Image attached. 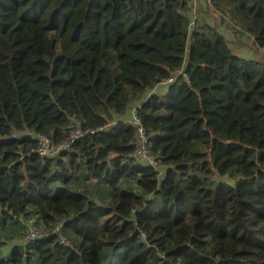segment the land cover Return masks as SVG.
Instances as JSON below:
<instances>
[{
    "label": "trees",
    "instance_id": "obj_1",
    "mask_svg": "<svg viewBox=\"0 0 264 264\" xmlns=\"http://www.w3.org/2000/svg\"><path fill=\"white\" fill-rule=\"evenodd\" d=\"M205 1L0 0V264H264V0Z\"/></svg>",
    "mask_w": 264,
    "mask_h": 264
},
{
    "label": "built area",
    "instance_id": "obj_2",
    "mask_svg": "<svg viewBox=\"0 0 264 264\" xmlns=\"http://www.w3.org/2000/svg\"><path fill=\"white\" fill-rule=\"evenodd\" d=\"M191 5L196 13V11H200L202 8L205 10L207 2L205 0H190ZM203 10V11H204ZM196 22L193 23V27ZM176 77L171 78L168 81H165L162 85H168L175 81ZM131 118L129 121L133 123L137 128V143L135 146L134 153L132 156L139 161V163L145 165H151L153 167H158L159 163L151 157L149 150V137L147 135L146 130L140 123V120L135 114V111L131 112ZM85 133L80 128H76L75 131L70 135L69 139L63 141L60 144H56L53 139L40 134L32 129H26L22 132L16 133L14 135V139L19 140L24 137L32 138L37 141L38 149L37 152L43 156L48 158H56L61 152L70 150L73 144L81 138ZM27 227V233L25 235V241L31 242L36 241L42 238L45 235H53L58 238V241L64 245H69L70 243L65 239L63 234V222H59L51 232H45L39 225V219L37 216L30 217L29 219L24 220L23 222ZM142 238L144 240L147 239L146 234H142Z\"/></svg>",
    "mask_w": 264,
    "mask_h": 264
},
{
    "label": "rangeland",
    "instance_id": "obj_3",
    "mask_svg": "<svg viewBox=\"0 0 264 264\" xmlns=\"http://www.w3.org/2000/svg\"><path fill=\"white\" fill-rule=\"evenodd\" d=\"M191 27H193V26H191ZM227 28H229L227 25H224V26H223V30H224V31H226ZM239 38H240V39H243L242 36H240V35H239ZM242 41H245L246 43H250V42L247 41V38H246V37H245ZM243 50H245V49H243ZM245 52H247V50H245ZM247 53H249V52H247ZM249 54H251V53H249ZM245 55H246V54H245ZM3 251H4V253L7 252L6 249H4Z\"/></svg>",
    "mask_w": 264,
    "mask_h": 264
},
{
    "label": "crops",
    "instance_id": "obj_4",
    "mask_svg": "<svg viewBox=\"0 0 264 264\" xmlns=\"http://www.w3.org/2000/svg\"><path fill=\"white\" fill-rule=\"evenodd\" d=\"M247 38V37H246ZM243 39H244V37H243ZM249 39H247V41H248ZM164 85H160V89H155V92L157 93V92H160V94H162L163 93V91L164 90H166V89H162V87H163ZM159 87V86H158ZM162 91V92H161Z\"/></svg>",
    "mask_w": 264,
    "mask_h": 264
}]
</instances>
